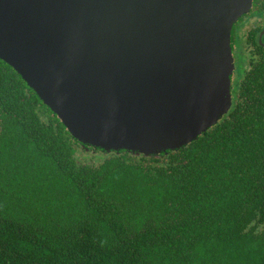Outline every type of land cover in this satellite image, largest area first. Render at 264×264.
Masks as SVG:
<instances>
[{"label":"trees","instance_id":"16d2710c","mask_svg":"<svg viewBox=\"0 0 264 264\" xmlns=\"http://www.w3.org/2000/svg\"><path fill=\"white\" fill-rule=\"evenodd\" d=\"M157 156L82 145L0 60V264H264V51Z\"/></svg>","mask_w":264,"mask_h":264},{"label":"water","instance_id":"95a60500","mask_svg":"<svg viewBox=\"0 0 264 264\" xmlns=\"http://www.w3.org/2000/svg\"><path fill=\"white\" fill-rule=\"evenodd\" d=\"M253 0H0V60L69 134L157 156L231 106V33Z\"/></svg>","mask_w":264,"mask_h":264},{"label":"flooded vegetation","instance_id":"af4514ba","mask_svg":"<svg viewBox=\"0 0 264 264\" xmlns=\"http://www.w3.org/2000/svg\"><path fill=\"white\" fill-rule=\"evenodd\" d=\"M231 45L235 66L231 75L232 92L234 82L245 65L242 57L246 49H253V55L264 51V0H253L250 11L235 23L231 33Z\"/></svg>","mask_w":264,"mask_h":264},{"label":"rangeland","instance_id":"374dc122","mask_svg":"<svg viewBox=\"0 0 264 264\" xmlns=\"http://www.w3.org/2000/svg\"><path fill=\"white\" fill-rule=\"evenodd\" d=\"M233 65H234V62H233ZM234 67L235 66H233V70H234ZM233 70H232V72H233ZM81 143V142H80ZM82 144V143H81ZM83 145V144H82ZM84 146H87V145H84ZM88 147H92V146H88ZM93 148V147H92Z\"/></svg>","mask_w":264,"mask_h":264}]
</instances>
